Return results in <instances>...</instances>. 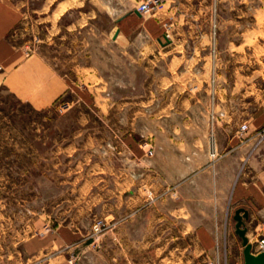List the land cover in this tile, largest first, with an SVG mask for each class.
<instances>
[{"label": "crops", "instance_id": "0c3cea01", "mask_svg": "<svg viewBox=\"0 0 264 264\" xmlns=\"http://www.w3.org/2000/svg\"><path fill=\"white\" fill-rule=\"evenodd\" d=\"M139 1L0 0V92L63 122L51 140L46 127L41 182L25 209L35 230L0 222V264H69L91 243L107 264L128 263L154 227L159 260L196 258L200 243L217 261L224 242L242 264L238 207L254 242L264 221V140L253 136L264 126V0H163L149 14ZM212 4L221 156L209 164ZM96 218L108 229L91 242Z\"/></svg>", "mask_w": 264, "mask_h": 264}, {"label": "rangeland", "instance_id": "374dc122", "mask_svg": "<svg viewBox=\"0 0 264 264\" xmlns=\"http://www.w3.org/2000/svg\"><path fill=\"white\" fill-rule=\"evenodd\" d=\"M262 57L264 58V53ZM55 119L56 113L53 110H33L26 104L16 102L6 93L0 92V222L15 221L18 226H22L20 231L23 235L32 234L35 230L27 227L33 214L30 215L25 209L29 208L30 199L36 194V185L41 182L39 175L36 174L44 170L42 158L47 146V125L51 127L49 140L61 134L53 128V125L57 123L62 125V118L60 117L58 121ZM107 226L103 227L102 233L108 229ZM139 227H136L135 232ZM39 230L45 231L46 226ZM157 232V227L152 228L150 231L151 236L154 237L152 243L143 247L142 244L131 246L128 250L130 251L128 263L122 260L118 261V264H233V259L229 260V249L224 242L215 245V250L218 248L219 251L217 261L206 258V250L200 243L196 258L189 259V253L183 252L181 259L176 261L173 254L166 252L168 259L159 260ZM98 245L100 243L95 247ZM87 247L82 245L81 252L76 250L70 254L77 255L72 264L108 263L106 251L102 250L94 254L92 252L95 250L94 244L91 243ZM163 252L162 250V254ZM175 254L179 255L177 252Z\"/></svg>", "mask_w": 264, "mask_h": 264}, {"label": "built area", "instance_id": "2783aa9c", "mask_svg": "<svg viewBox=\"0 0 264 264\" xmlns=\"http://www.w3.org/2000/svg\"><path fill=\"white\" fill-rule=\"evenodd\" d=\"M163 4V0H140L136 6V10L141 14H149L158 10ZM217 31H218V18H217V9L214 4L211 6L210 10V18H209V30H208V50L207 54L210 61V71H209V79L207 83L208 95L210 106L206 114V124L208 129V157L209 164H212L216 159H218L221 154H219L214 146H213V132L215 122L217 120V115L215 111L212 109V103L215 98V65L217 59ZM27 46V45H25ZM247 125L245 122L240 123L239 131L242 132L246 129ZM253 136L255 141L261 142L264 140V126L258 128L254 131ZM104 222L101 219H96L91 224V229L89 233V238L91 241H94L99 235L102 234V230L104 227ZM253 250L254 248L257 251L264 250V221H260L258 223V233L254 240ZM76 259V255H70L68 260L69 264H72Z\"/></svg>", "mask_w": 264, "mask_h": 264}, {"label": "water", "instance_id": "95a60500", "mask_svg": "<svg viewBox=\"0 0 264 264\" xmlns=\"http://www.w3.org/2000/svg\"><path fill=\"white\" fill-rule=\"evenodd\" d=\"M232 219L234 220V233L241 243L242 264H264V250L253 251V244L248 241L244 221L247 219V211L241 207L234 210Z\"/></svg>", "mask_w": 264, "mask_h": 264}]
</instances>
